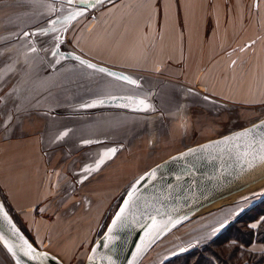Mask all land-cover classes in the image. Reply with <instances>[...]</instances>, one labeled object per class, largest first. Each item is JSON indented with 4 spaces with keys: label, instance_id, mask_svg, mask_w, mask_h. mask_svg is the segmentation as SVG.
Masks as SVG:
<instances>
[{
    "label": "rangeland",
    "instance_id": "374dc122",
    "mask_svg": "<svg viewBox=\"0 0 264 264\" xmlns=\"http://www.w3.org/2000/svg\"><path fill=\"white\" fill-rule=\"evenodd\" d=\"M124 1L100 2L84 12L82 16L71 21L70 24L66 25L58 21L50 25L49 20H59L75 7L69 5L67 0H0V201L13 222L34 245L54 254L57 253L56 255L66 264H83L90 246L105 229L127 188L148 168L188 146L241 128L264 116V66L252 64L250 67L248 62H245L249 67L245 76L249 75L255 81L253 84H247L248 81L244 83V78H237L238 86L242 88L239 93L242 101L229 100L228 97H216L215 100L219 102L215 100L212 102L211 94L200 89V87L204 89L205 87L200 85L199 81L184 80L182 82L189 83L187 88L192 89L191 91L195 94L183 90L179 107L173 108L169 105L164 109L158 104L157 97L152 90L149 92L144 90L141 96L150 100L151 108L147 111H134L139 119H135L134 126H129V129H132L129 142L123 144L119 142L116 155L106 160L97 171L87 174V179L84 181L86 184L80 182V178L86 175L85 165L94 164L104 148L115 145V143L100 141L98 145L101 148L98 150L95 147L99 140L93 139L91 140L93 143L85 145L80 143L81 140L74 141L69 144V149L73 153L71 155L62 141L54 144L55 137L52 139L48 137L50 124H54V119L64 113L75 114L76 111L92 113L111 107L80 108V104L57 106L59 96L55 97L52 94L61 90L62 93L66 92L68 88L61 86L63 83L60 81L61 77L52 82H42L44 85L42 90L33 91L29 89L31 87L29 85L36 84V81L34 79L27 81V75L26 73L23 75V69L27 67L26 58L29 55L39 57L38 68L40 70L44 68L47 74L52 73L51 67L62 63L61 61L77 63L75 60L61 56L57 50L55 37L57 35L60 37L62 34L60 30L65 25L67 28L65 37L60 43L61 49L73 50L84 56L86 54L94 57V61L103 64L108 53L105 48L102 49L99 46V43L106 35L108 26L104 24L107 22L100 15L101 12H112L111 9L116 3ZM23 10V20L14 23L11 16L19 15ZM114 11L117 10L114 9ZM261 22L262 28L264 20ZM54 26H57L55 33L49 31L47 35L38 34L28 37L23 35L24 32L33 33L38 29ZM101 26L104 27L103 31ZM32 46L37 49L36 52H31L30 48L26 50V47ZM53 48L57 52L55 57L52 54ZM243 64L242 61L244 73ZM9 68L12 70L8 71ZM127 74L137 80L134 75ZM23 76L24 79H22ZM48 77L51 78V75ZM183 83L180 82L181 87ZM54 84L56 86H53ZM46 85L49 87H45ZM134 88L137 89V87ZM27 139L32 143L30 150L24 149V141ZM88 147L92 157L88 155L85 159L77 158L80 156L78 153H84ZM24 153L37 155V165L36 163V166L32 165L31 161L25 163L27 157ZM127 161H135L140 166L135 171L126 173L127 177L123 176L122 179L116 178V180L112 178L110 175L115 173L120 163ZM38 165L41 167L39 171ZM26 170L31 174L29 180L39 184L44 183V193H31V199H24L19 203L18 196L20 195L21 199V194L24 193L22 183ZM15 179L17 183L13 186ZM110 179L114 181L111 182L110 187L108 186V191L103 195V192L99 190L101 197H99L98 190H94L96 187L91 189L94 181L99 180V183L102 180L105 184ZM28 185L31 190L34 189L32 184L28 183ZM244 196L246 195L207 212L191 213L184 217L162 233L137 264H166L164 262L167 260V263L179 264L188 255L192 262L196 256L204 253L206 248H214L220 242H223L225 246H231V244L235 246L234 236L244 238L245 232L242 230L240 234L237 228L246 225L249 217L256 216L262 209L261 206L253 210L251 208L255 205L248 208L234 220H230L223 228H219L215 235L211 233L214 228H218L220 223L234 216L237 210L249 200L259 197L257 194L242 199ZM261 201H264V198ZM84 211L87 214H84ZM262 217L263 215L256 220L249 221L247 227L250 228L254 223L258 225ZM65 235H76V241L70 240L66 243L58 241L61 236ZM187 245L191 246L186 251L166 260L170 254ZM249 245L239 248L250 250ZM0 264H16L1 244Z\"/></svg>",
    "mask_w": 264,
    "mask_h": 264
},
{
    "label": "crops",
    "instance_id": "0c3cea01",
    "mask_svg": "<svg viewBox=\"0 0 264 264\" xmlns=\"http://www.w3.org/2000/svg\"><path fill=\"white\" fill-rule=\"evenodd\" d=\"M120 5L121 7H119ZM114 9L117 11L115 12ZM111 11L110 13L101 12L100 15L107 22L104 24L108 26L106 35L99 43V46L102 49L105 48L108 53L103 64L134 75L139 84L137 80L136 85L127 82L125 84L122 80L74 61H66L68 63L61 61L62 63L51 67L52 73L47 74L48 72H44V68H42L43 70L38 68L39 57L29 55L26 58L28 63L27 67L23 69V75L26 73L27 81L33 79L36 81V84H33L34 88H31L33 85L28 84L31 86L29 89L42 90L44 87L42 82H52L61 77L60 81L63 82L61 86L68 87L66 92L62 93L61 90L52 94L55 97L59 96L57 106L61 107L69 104H81L89 99L114 93L139 94L141 96L144 90L148 92L152 90L157 97L158 104L166 109L169 105L173 108L179 107L183 90L195 94L194 91H191L192 89L187 88L189 83L182 82L184 80L187 82L199 81L206 90L203 87L200 89L213 97H209L212 102L216 97H228L229 100L239 101L241 100L239 93L242 88L238 86L237 78H244L243 81L245 83L247 80V84H253L255 81L249 75L245 76L249 70L248 64L245 62L250 63V67L252 64L264 66V27L261 28V21L264 20V0H125L116 3ZM11 17L14 23L22 21L24 10L19 15ZM101 25H103L102 22ZM101 29L103 31L104 27L101 26ZM29 48L26 47V50ZM238 50H241L244 55L241 60L239 58L233 62L231 59L234 58L235 52H239ZM85 56L94 60V57L86 54ZM230 61L233 64H230ZM242 61L245 67L244 73ZM157 69L159 70L157 71ZM20 71L22 73V69ZM50 75L51 78L48 77ZM180 82L184 84L183 87L180 86ZM158 83L160 84L158 85ZM22 88L24 89L23 86ZM143 98L149 104L150 100L146 97ZM137 115L134 111L119 108L106 110L102 108L92 113L85 111H76L75 114L64 113L54 119V124H50L51 129L48 131V137L51 139L55 137L54 144L62 141L71 155L73 153L69 149V144L78 140H81L80 143L83 145H85L83 143L85 140H99L95 147L98 150L101 148L98 145L100 141L115 143V145L105 147L104 150H106L117 147L119 142L121 144L129 142L132 131L129 126L135 125V119H139ZM65 130L68 131V134L62 140H56V136ZM24 145L25 150L32 149L30 140H25ZM87 149L84 153H78L80 156L77 158L85 159L91 155L89 147ZM117 151L111 158L116 155ZM24 154L27 157L25 163L31 161L32 165H37V155ZM99 157L100 155L96 160ZM135 160L138 159L135 158ZM128 162H126L127 164L120 163V167L110 176L115 180L116 178L122 179L123 176L127 177L126 173L135 171L140 166L135 161ZM89 167L95 168V163L86 164L84 169ZM37 168L39 171L41 167L38 165ZM26 172L24 171V182L22 183L24 193L22 192L21 199L20 195L18 196L19 203L24 199L28 200L31 193H44V183L39 184L29 180L31 174L27 170ZM85 173L86 175L80 178V182L83 184H86L84 181L87 178L85 177L90 172L85 171ZM25 174L28 175L25 176ZM107 174L109 175V172ZM39 178L41 180V177ZM98 181L92 183L91 189L96 187L94 190H98V193L103 192L104 195L114 180H107L105 184L102 180L99 183ZM16 183L15 179L13 186ZM28 183L34 186L33 190L30 189ZM99 195V197L102 196L101 193ZM85 213L87 214L84 211ZM71 236H61L58 241H62V243L70 240L76 241V235ZM258 246L259 248H256ZM248 247L252 252L264 250L262 242L253 241ZM53 251L55 250L53 249Z\"/></svg>",
    "mask_w": 264,
    "mask_h": 264
},
{
    "label": "water",
    "instance_id": "95a60500",
    "mask_svg": "<svg viewBox=\"0 0 264 264\" xmlns=\"http://www.w3.org/2000/svg\"><path fill=\"white\" fill-rule=\"evenodd\" d=\"M104 1L107 0H101V2ZM92 3L94 5L99 4L95 3V0H92ZM90 8H92V6H88L87 9L84 10L85 6L79 5L70 10L67 14H65V16L72 11L83 10L86 12ZM64 17L58 21L64 22ZM54 27L55 29L57 28V26ZM66 28V25L61 28L60 32H62V34L60 35V42L57 44V50L61 56L73 59L79 63L80 60H84L97 65V69L103 67L108 71L129 76L124 71L96 62L76 51L61 49L60 43L65 37ZM76 57H79L80 59L77 60ZM83 65L87 66L86 64ZM131 78L133 77L131 76ZM110 96H133L144 99L140 95L129 93L112 94ZM105 97L106 96L95 97L85 101L84 103H90L93 100L103 99ZM125 102L126 101L123 99H120L117 101H108L99 106H110L111 108L134 111L132 107L121 106ZM260 121H264V116L241 128L235 129L218 137L208 139L201 143L188 146L166 157L162 161H159L140 174L127 188L105 229L90 246L89 251L84 258L83 264H110L108 260L109 256L115 261V264H129V261H132L133 264H137L139 259L153 244V242L172 225L176 224L189 214L194 213L197 209L207 204L214 198L221 196L228 191L244 188L250 183L263 177L264 162L256 161L252 167H249L248 162L251 160V157L245 158L242 156L245 148L243 140L235 142L230 149L224 145L214 146L208 149H202L200 147L211 141H216L224 136H229L235 132L241 131L242 129L250 128L252 125L258 124ZM258 131H264V127ZM236 144H239V148L235 146ZM118 147L119 146H115L111 148H115L117 151L119 149ZM188 149H196V151L188 154L187 156L180 155L181 153L187 152ZM112 155L113 154H111V156ZM173 157H176V159H172ZM153 170H155L154 176L151 175ZM146 173L149 175L145 176ZM142 176H144L145 179L137 185L136 194L133 197L134 203L127 208L125 213L126 220L123 223H117L111 233V241H107L105 234L108 233L109 226L112 224L116 213L120 211L131 186ZM257 194L259 197L249 200L244 206L237 210L234 216L227 220L228 223L230 220H234L243 211L254 206L264 198V186L247 194L242 199H247ZM150 217L156 218L161 230L142 240L148 230L146 226L152 223ZM219 225L217 226L218 228ZM0 237H3V239H0V244L16 264H66L53 252L34 245L13 222L5 207L1 204V201ZM21 237L32 244L37 253H45L46 256L41 257L40 259L25 256L23 251H21L18 247L22 243V240L20 239ZM5 242L13 248V252L8 251L7 247H5ZM105 243H108V247H104ZM138 244L146 245V247H144V250L137 257L133 258V253L136 252ZM189 246L190 245H187L183 247V249L186 251ZM93 248L96 249L94 253L92 252ZM13 253H15V255H13ZM179 253H182L180 249L170 254L166 260ZM90 254L94 255V261L90 262L88 260V256Z\"/></svg>",
    "mask_w": 264,
    "mask_h": 264
},
{
    "label": "snow or ice",
    "instance_id": "6c2138e0",
    "mask_svg": "<svg viewBox=\"0 0 264 264\" xmlns=\"http://www.w3.org/2000/svg\"><path fill=\"white\" fill-rule=\"evenodd\" d=\"M69 5H73L74 7H77L79 5H84L85 9H87L88 6H95L92 3V0H67ZM101 0H95V3H100ZM54 11V9H53ZM84 14L83 10H76V11H72L70 12L67 16L64 17V23L70 24L71 21L75 20L77 17L82 16ZM59 19V18H58ZM58 22V20H49L48 23L50 25H54ZM51 31L53 33H55L57 30L55 29V27H51L49 29H38L37 32H33V33H28V32H24L23 35L25 37H28L29 35L32 36H36L38 34H42V35H47L48 32ZM57 44L60 42V37L57 35L55 37ZM31 52H36L37 49L32 46L29 49ZM52 54L55 57L57 55L56 49L53 48L52 49ZM63 58V57H61ZM77 60H79V57H76ZM57 63H59V61H57ZM81 64H86L88 68H92V69H97V65L89 63L87 61L84 60H80ZM12 69L9 68L8 71H11ZM99 72L101 73H105L106 75L110 76V77H115L118 80H122L127 82L128 84H132V85H136L137 81L133 78H131L130 76H126V75H121V74H117L115 72H111L108 71L106 68H98L97 69ZM159 69H157L158 71ZM123 99L124 101H126L123 105V107H132V109L134 111H147L151 108V105L148 104L146 102L145 99L139 98V97H133V96H128V97H116V96H106L103 99H97V100H93L90 103H83L80 104L79 107L80 108H92V107H96L99 105H103L108 101H117ZM205 99H207V97H205ZM262 127H264V121H260L258 124H254L252 125L250 128H245L242 129L241 131L235 132L229 136H224L219 140L216 141H211L208 144L202 145L200 146L202 149H208V148H212L214 146H219V145H224L226 147H228L229 149L231 148V146L240 140H243L245 143V148L244 151L242 153V156L247 158V157H251V160L248 162V166L252 167L254 162L259 161V162H264V131H258L259 129H261ZM68 134V131H62L60 132V134L58 136H56V140H62L66 135ZM83 143L85 144H90L93 143V141L91 140H85L83 141ZM237 148H239V144L235 145ZM196 149H188L187 152L185 153H181V156H187L188 154L195 152ZM116 152L115 148H109L104 150L101 154L98 160H96L95 162V168H85L84 171H95L97 169L100 168V166L102 164L105 163V160L110 159L111 158V154H114ZM172 159H176V157H173ZM149 175L148 173L145 174V176ZM152 176L155 175V170L152 171L151 173ZM145 177L142 176L140 177L139 180H137L132 186L131 189L128 191L127 194V198L124 200L123 205L120 208V211L116 213L115 218L112 221V224L109 226L108 229V233L105 234V238L107 241H111L112 237H111V233L113 232L115 226L117 225L118 222L123 223L126 220V210L127 208L134 203L133 201V197L136 194V190H137V185L140 184V182L142 180H144ZM6 217V214H5ZM150 219L152 220V223L147 227V231L145 233V237L142 238V240L146 239L147 237H149L150 235L155 234L156 232L160 231V225L157 222L155 217H150ZM262 221H264V217L261 218ZM228 221L225 220L222 224L219 225V228H223L225 226V224H227ZM14 227V226H13ZM252 228H256L257 225L254 223L251 225ZM219 228H214L212 230V235H215L217 231H219ZM0 239H3V237H0ZM22 240V243L18 246L20 248L21 251H23L25 256H28L29 258H35V259H40L41 257L46 256L45 253H37L36 250L33 248L32 244H30L27 240H24L23 237L20 238ZM191 246V245H190ZM5 247H7L9 252H13V248L11 246H9L7 244V242H5ZM104 247H108V243L104 244ZM144 247H146V245H137V250L136 252L133 253V258L137 257L143 250ZM96 251L95 248L92 249V252L94 253ZM181 252L185 251V249L181 248L180 249ZM13 255H15V253H13ZM95 257L94 255H89L88 256V260L94 261ZM108 260L110 262V264H115V261L112 260V258L109 256ZM129 264H133L132 261H129Z\"/></svg>",
    "mask_w": 264,
    "mask_h": 264
},
{
    "label": "trees",
    "instance_id": "16d2710c",
    "mask_svg": "<svg viewBox=\"0 0 264 264\" xmlns=\"http://www.w3.org/2000/svg\"><path fill=\"white\" fill-rule=\"evenodd\" d=\"M259 206H261L262 209L259 210L256 216L253 215L249 217L246 222L247 224H249L251 220H256L259 216L263 215L264 217V201L258 202V204H255V207L251 209H256ZM247 224L237 228L238 233L242 230L245 232L243 234L244 238L234 236L235 246L233 244H231V246H225L223 242H220L215 245L214 248H206V253L199 254L192 262H190L188 255L184 258V262L181 261L179 264H264V250L261 252H252L244 248H239L240 246H247L253 241L262 242L264 244V221L260 220L256 228H248ZM167 261L164 263L173 264L171 262L167 263Z\"/></svg>",
    "mask_w": 264,
    "mask_h": 264
},
{
    "label": "bare ground",
    "instance_id": "6f19581e",
    "mask_svg": "<svg viewBox=\"0 0 264 264\" xmlns=\"http://www.w3.org/2000/svg\"><path fill=\"white\" fill-rule=\"evenodd\" d=\"M140 148H142V146ZM140 152H141V150H140ZM261 186H264V176L259 178L256 181L250 183L249 185H247L244 188H241L239 190H234V191H228V192L224 193L223 195L214 198L213 200H211L207 204H205L202 207H200L199 209H197L194 213L197 214V213H201V212H204V211L207 212L210 209H215L217 207H221L222 205L226 204L229 201L234 200L235 198H239V197H241L243 195H247V194H249L251 192H254L255 190H257Z\"/></svg>",
    "mask_w": 264,
    "mask_h": 264
},
{
    "label": "flooded vegetation",
    "instance_id": "af4514ba",
    "mask_svg": "<svg viewBox=\"0 0 264 264\" xmlns=\"http://www.w3.org/2000/svg\"><path fill=\"white\" fill-rule=\"evenodd\" d=\"M237 49H239V48H237ZM239 52H235V54H234V58L233 59H231V60H233V62H235V60L237 59H239V60H241V58H242V56L244 55V53L241 51V50H238ZM228 54H229V51L227 52ZM231 63L230 64H233V62L232 61H230ZM85 178H87V176L85 177Z\"/></svg>",
    "mask_w": 264,
    "mask_h": 264
}]
</instances>
